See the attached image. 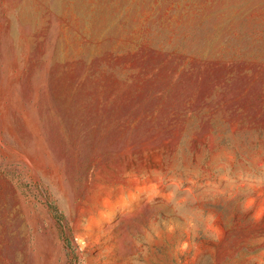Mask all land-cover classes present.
Returning a JSON list of instances; mask_svg holds the SVG:
<instances>
[{
    "label": "rangeland",
    "instance_id": "1",
    "mask_svg": "<svg viewBox=\"0 0 264 264\" xmlns=\"http://www.w3.org/2000/svg\"><path fill=\"white\" fill-rule=\"evenodd\" d=\"M0 264H264V0H0Z\"/></svg>",
    "mask_w": 264,
    "mask_h": 264
}]
</instances>
